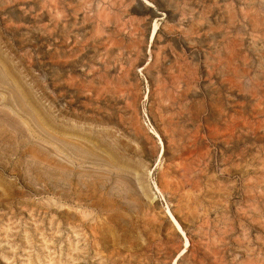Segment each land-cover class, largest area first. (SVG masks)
Segmentation results:
<instances>
[{
    "label": "rangeland",
    "instance_id": "1",
    "mask_svg": "<svg viewBox=\"0 0 264 264\" xmlns=\"http://www.w3.org/2000/svg\"><path fill=\"white\" fill-rule=\"evenodd\" d=\"M59 263L264 264V0H0V264Z\"/></svg>",
    "mask_w": 264,
    "mask_h": 264
},
{
    "label": "bare ground",
    "instance_id": "2",
    "mask_svg": "<svg viewBox=\"0 0 264 264\" xmlns=\"http://www.w3.org/2000/svg\"><path fill=\"white\" fill-rule=\"evenodd\" d=\"M66 10V9H65ZM252 15V14H251ZM103 17V16H102ZM155 25V24H154ZM157 25V24H156ZM156 25L154 26V28H153V31H152V35L154 36L155 35V31L157 30L156 29ZM64 29V28H63ZM186 120V119H185ZM79 152V151H78ZM73 155V154H72ZM75 156V155H74ZM179 156V155H178ZM83 157V156H82ZM84 158V157H83ZM75 159V158H74ZM87 159V158H86ZM89 160V159H88ZM94 164V163H93ZM96 164V163H95ZM112 176V175H111ZM97 191H98V189H97ZM75 192V191H74ZM168 212V211H167ZM169 217H170V222L172 223V225L174 226V228L176 229V231L178 232V233H180V234H182L183 236H184V234H183V232H182V230H181V227H180V225L178 224V222L173 218V216L171 215V214H169ZM185 243L186 244H189V243H187V240L185 239ZM187 247V246H186ZM187 249V248H186ZM213 250V249H212ZM184 252V251H183ZM26 253V252H25ZM56 253V252H55ZM56 255V254H55ZM128 255V254H127ZM124 256V255H123ZM47 258V257H46ZM194 259V258H193ZM49 260V259H48ZM77 260V259H76ZM96 260V259H95ZM47 263V262H46ZM60 264V263H59ZM71 264V263H70Z\"/></svg>",
    "mask_w": 264,
    "mask_h": 264
}]
</instances>
